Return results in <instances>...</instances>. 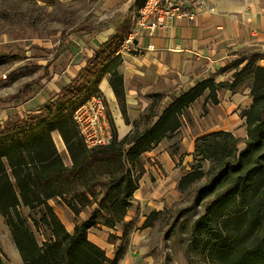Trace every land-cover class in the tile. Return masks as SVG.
Wrapping results in <instances>:
<instances>
[{"label": "trees", "instance_id": "16d2710c", "mask_svg": "<svg viewBox=\"0 0 264 264\" xmlns=\"http://www.w3.org/2000/svg\"><path fill=\"white\" fill-rule=\"evenodd\" d=\"M120 42L117 36L103 43L79 76L43 106L42 113L0 126V214L10 228L23 264H120L124 248L117 247L109 257L89 240L88 230L101 215L108 227L122 222L139 187L141 155L172 137L182 125V116L203 94L213 104L218 103L221 85L211 77L203 79L173 96L159 113L151 107L141 119H156L141 130L135 122L121 139L113 131L110 144L87 149L72 114L90 95L100 92L96 82L106 70L110 71L111 87L128 121L123 79L114 68L118 63L114 52ZM244 70L252 72V101L241 113L246 126L245 146L238 149V139L223 130L196 137L191 170L177 184L185 188L200 179L204 175L202 162L210 160L214 178L199 190L200 197L224 186V192L217 193L196 220L194 229L202 253L213 264H264V67L255 65L252 59ZM27 86L13 98L22 96ZM55 130L66 146L69 166L52 139ZM52 199H60L75 217L87 205L96 207L69 232L49 204ZM22 207L38 210L35 228L41 224L49 230L43 242H38L28 227ZM148 222L149 217L144 225ZM130 225L125 224L123 235Z\"/></svg>", "mask_w": 264, "mask_h": 264}, {"label": "crops", "instance_id": "0c3cea01", "mask_svg": "<svg viewBox=\"0 0 264 264\" xmlns=\"http://www.w3.org/2000/svg\"><path fill=\"white\" fill-rule=\"evenodd\" d=\"M140 1L100 0L95 7L93 23L83 30L64 31L58 36L54 52L57 53L55 62L58 68L47 74L48 79L44 80L42 89L33 95L32 91L29 92V114L36 112L51 100L53 94L77 78L103 43L117 36L120 40L123 38L132 26ZM199 1L201 7L192 19L182 17L166 20L165 25L151 36L145 35L138 41V50L121 57L116 55V48L114 55L118 63L114 68L123 79L128 121L123 117L111 87L110 71L106 70L96 82V87L105 98L113 131L118 139L129 133L135 122L140 130L152 123L156 117L145 121L141 116L148 113L151 107L159 113L173 96L198 81L211 77L221 85L217 91L218 103L215 106L218 108L214 114V118H218L217 125L212 122L213 125L203 130L200 126L199 129L196 127L199 132H192L188 123L182 122L172 137L164 138L141 155L143 172L132 204L158 208L162 203L155 199L176 184V180L171 183V178L178 174L177 170L181 166L175 164L174 147H170L174 139L185 153L181 159L185 170H189L193 162L196 137L223 130L246 139L245 120L241 113L252 101V72L247 74L244 69L248 61L252 60L248 57L250 52L247 54L250 50V55H257L254 64L264 67V0ZM100 22L102 24H97ZM197 110L194 104L188 108V113L195 120L199 116ZM51 134L64 164L69 166L71 161L60 134L57 130ZM73 226L71 230L65 227L71 232ZM89 240L104 249L96 241ZM128 263L133 264L129 254L121 259V264Z\"/></svg>", "mask_w": 264, "mask_h": 264}, {"label": "rangeland", "instance_id": "374dc122", "mask_svg": "<svg viewBox=\"0 0 264 264\" xmlns=\"http://www.w3.org/2000/svg\"><path fill=\"white\" fill-rule=\"evenodd\" d=\"M99 1L0 0V126L10 122L20 123L29 115L42 113L45 104L29 114V92L32 91L33 95L42 89L44 80L48 79L47 74L58 68L55 62L57 53H54L58 36L64 31L83 30L93 23L95 7ZM247 54L251 59L257 58V55H250L251 50ZM26 85L27 89L22 96L13 98ZM61 89L52 97L56 98ZM193 104L198 108L199 116L195 117L197 120L188 110L184 115V122L188 123L192 132H199L198 126L203 130L213 125L212 122L217 125L218 118H214L217 104L208 100L206 93ZM236 138L238 149H242L245 138ZM171 143L170 147H174L172 152L177 159L175 164L181 167L177 170L178 174L171 178V183L176 180V184L163 196L155 199L162 204L151 209L133 203L123 221L116 226L104 225L101 215L98 216L96 225L88 230V237L103 246L110 257H113L117 247L122 246V258L129 254L133 264H213L202 253L194 229L196 220L214 200L215 195L224 192V186L219 187L214 194L200 197L199 190L204 185L211 184L215 174L212 161L205 160L202 162L204 175L185 188H178L181 176L191 169L185 170L181 164L185 153L179 149L177 140L174 139ZM66 163L69 161L66 160ZM49 204L70 230L76 222L87 219L96 207L95 204L87 205L75 217L60 199L49 200ZM152 212L157 214L150 215ZM21 213L38 242L49 237V230L45 226L40 224L39 229L35 228V220L39 218L37 209L22 207ZM147 217L149 222L144 225ZM128 222L131 225L123 235ZM0 260L3 264H23L13 243L10 228L1 214Z\"/></svg>", "mask_w": 264, "mask_h": 264}, {"label": "built area", "instance_id": "2783aa9c", "mask_svg": "<svg viewBox=\"0 0 264 264\" xmlns=\"http://www.w3.org/2000/svg\"><path fill=\"white\" fill-rule=\"evenodd\" d=\"M200 7L199 0H141L135 10L132 26L121 39L116 55L122 57L125 53L138 50V41L145 35L151 36L165 25L166 20L192 19ZM72 119L87 149L110 144L113 140V127L101 92L90 95L80 104L73 111Z\"/></svg>", "mask_w": 264, "mask_h": 264}]
</instances>
